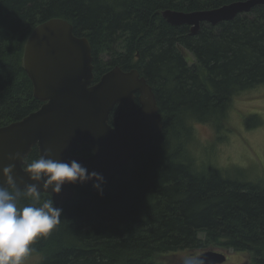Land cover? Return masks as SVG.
Segmentation results:
<instances>
[{
  "label": "trees",
  "instance_id": "16d2710c",
  "mask_svg": "<svg viewBox=\"0 0 264 264\" xmlns=\"http://www.w3.org/2000/svg\"><path fill=\"white\" fill-rule=\"evenodd\" d=\"M233 1L0 0V126L41 105L22 55L32 29L53 17L88 38L94 81L114 66L137 69L163 121L155 142L100 189L73 183L70 199L53 201L60 223L31 245L38 264H164L161 255L208 246L248 252L252 264H264V183L206 169L189 148L193 121L221 123L234 95L264 86V5L215 26L202 23L195 35L161 15ZM74 153L91 151L83 145ZM35 158L33 147L26 159ZM45 199L52 197L41 193ZM31 202L22 191L19 203Z\"/></svg>",
  "mask_w": 264,
  "mask_h": 264
},
{
  "label": "water",
  "instance_id": "95a60500",
  "mask_svg": "<svg viewBox=\"0 0 264 264\" xmlns=\"http://www.w3.org/2000/svg\"><path fill=\"white\" fill-rule=\"evenodd\" d=\"M259 5H264V0H237L194 11L165 9L161 15L171 25L189 26L190 34L195 35L202 23L215 26ZM22 64L32 83L33 97L41 105L0 126V169L14 163L13 176L21 190L36 183L40 193L50 195L56 204L74 194L73 183L62 185L57 194L51 186L43 188V179L32 181L24 172L23 161L6 159L11 153L27 157L36 147L39 157L48 148L53 159L76 160L105 180L142 148L151 146L162 132V116L145 77L135 68L123 70L114 66L94 81L90 42L86 36L75 35L73 25L63 18L47 19L32 29L25 41ZM136 93L139 106L135 104ZM115 107L118 112L109 119ZM83 145L88 146L90 155L73 153ZM95 183L89 180L78 184ZM5 187L12 188L6 184ZM227 252L204 249L199 255L205 264H222Z\"/></svg>",
  "mask_w": 264,
  "mask_h": 264
},
{
  "label": "rangeland",
  "instance_id": "374dc122",
  "mask_svg": "<svg viewBox=\"0 0 264 264\" xmlns=\"http://www.w3.org/2000/svg\"><path fill=\"white\" fill-rule=\"evenodd\" d=\"M219 122L196 120L191 123V152L206 169H219L235 179L264 183V86L234 95ZM205 249L225 250L218 246ZM227 250L226 264H249L248 252ZM199 252L181 250L161 255L157 260L164 264H183L186 258ZM40 259L39 254H33L22 264H38Z\"/></svg>",
  "mask_w": 264,
  "mask_h": 264
},
{
  "label": "clouds",
  "instance_id": "9594fccd",
  "mask_svg": "<svg viewBox=\"0 0 264 264\" xmlns=\"http://www.w3.org/2000/svg\"><path fill=\"white\" fill-rule=\"evenodd\" d=\"M10 161H23L24 172L32 181L44 180L43 188L51 186L53 193H59L65 183H84L95 180L94 188L100 189L103 176L92 171L76 160L68 162L53 159L51 151L45 148L43 154L30 162L19 152L9 154ZM15 164L9 163L0 169L3 177L0 183V264H22L25 257L34 249L31 245L39 237L47 236L59 223L62 209L55 207L52 199L41 202V193L36 183H31L21 190L13 176ZM5 184L15 191H9ZM30 197L31 203L21 205V193ZM202 255L188 257L183 264H205Z\"/></svg>",
  "mask_w": 264,
  "mask_h": 264
},
{
  "label": "flooded vegetation",
  "instance_id": "af4514ba",
  "mask_svg": "<svg viewBox=\"0 0 264 264\" xmlns=\"http://www.w3.org/2000/svg\"><path fill=\"white\" fill-rule=\"evenodd\" d=\"M138 95H139V93H136L135 94V104H136V106H139V100H138ZM117 112H118V110H117V108L115 107L112 111H111V113H110V118L109 119H112L114 116H116V114H117ZM82 149V148H81ZM79 151H81V150H79ZM78 151V152H79ZM75 151H73V153H74ZM74 154H78V153H74ZM91 154V153H90ZM89 154V155H90ZM80 155V154H79ZM227 249H225L224 251H226ZM229 254H228V252L226 253V260H225V262L224 263H222V264H226V262H227V257H229L228 256ZM231 264H237V263H234V262H231ZM249 264H252L251 263V259H250V262H249Z\"/></svg>",
  "mask_w": 264,
  "mask_h": 264
}]
</instances>
